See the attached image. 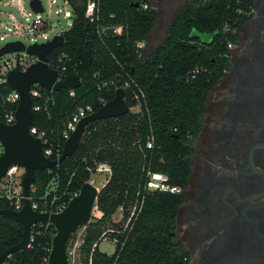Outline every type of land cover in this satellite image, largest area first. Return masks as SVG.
Instances as JSON below:
<instances>
[{
  "label": "trees",
  "instance_id": "trees-1",
  "mask_svg": "<svg viewBox=\"0 0 264 264\" xmlns=\"http://www.w3.org/2000/svg\"><path fill=\"white\" fill-rule=\"evenodd\" d=\"M66 1L71 23L62 32V45L47 54V62L51 66L59 52L67 53V74L78 75L79 84L72 89H42L52 101L46 109L32 112L31 124L45 128L55 139L77 107L91 105L96 111L101 106L98 99H112L118 87L124 89L129 107L136 104L132 89L140 88L144 97L139 98V112L90 122L70 157L34 171L36 192L30 194H42L53 178L59 180L60 191L81 187L89 175L83 159L89 165L92 160L104 161L111 173L96 197L95 208L101 215L84 225L81 264H176L185 252L172 242L170 233L183 195L146 190V171L165 174L170 185H186L190 173L187 137L198 129L208 92L226 63L228 43L244 21L251 0H188L174 11L163 39L149 52L146 46L137 50L136 42L147 44L156 23L152 0H96L92 18L85 15L88 0ZM107 26L121 30L103 34L100 30ZM191 28L217 33L209 44L198 47L199 39L188 35ZM10 91L7 83L0 84L2 122L9 110L16 109L17 103L5 99ZM37 103L42 105L34 99ZM148 138L153 140L151 148L145 146ZM11 206L10 200L0 198L1 208ZM119 206L123 219L115 223L111 216ZM128 206L135 207L132 216ZM106 221H111L109 233L118 240L111 254L98 249ZM22 230L21 224L0 214V252L19 242ZM49 230L55 232L53 224L34 237L31 247L12 252L4 264H39L51 247Z\"/></svg>",
  "mask_w": 264,
  "mask_h": 264
},
{
  "label": "flooded vegetation",
  "instance_id": "flooded-vegetation-1",
  "mask_svg": "<svg viewBox=\"0 0 264 264\" xmlns=\"http://www.w3.org/2000/svg\"><path fill=\"white\" fill-rule=\"evenodd\" d=\"M187 138L190 173L170 233L185 252L176 264H264V0H251Z\"/></svg>",
  "mask_w": 264,
  "mask_h": 264
},
{
  "label": "water",
  "instance_id": "water-1",
  "mask_svg": "<svg viewBox=\"0 0 264 264\" xmlns=\"http://www.w3.org/2000/svg\"><path fill=\"white\" fill-rule=\"evenodd\" d=\"M28 5L34 13L43 12L40 0H29ZM134 5L138 6L139 3L135 2ZM113 33L114 29L112 27L105 29L106 35ZM216 33L217 30L208 33L191 28L188 35L191 38H198L203 43H208ZM63 40V34L57 33L44 42H33L25 45L21 40H12L0 46V56L6 53L24 51L37 57L36 62L24 71L11 69L6 73V82L18 92L19 100L15 109L14 122L6 124L0 121V143L3 148L0 154V178L10 165L18 164L22 166L24 174L21 183L24 199L19 210L0 207V214L8 216L23 227L20 241L0 252V264L12 252L26 248L30 240L32 224L43 220L50 221L56 228L46 264H67L65 244L68 236L89 221L98 191L90 183L85 182L80 187L79 193L69 200L62 211L58 213L36 212L31 208L28 198L29 187L34 180V171L36 169H49L53 165L59 164L63 159L70 157L79 145L85 127L90 122L102 118L121 116L129 111L124 97V89L118 87L112 99L78 121L75 129L65 140L61 153L57 158L50 159L44 156L39 139L32 136L28 131L32 121L33 107L29 90L33 83H38L47 90L70 89L78 86V75L68 74L62 80L56 81L57 71L47 66V54L53 48L61 46Z\"/></svg>",
  "mask_w": 264,
  "mask_h": 264
},
{
  "label": "built area",
  "instance_id": "built-area-1",
  "mask_svg": "<svg viewBox=\"0 0 264 264\" xmlns=\"http://www.w3.org/2000/svg\"><path fill=\"white\" fill-rule=\"evenodd\" d=\"M63 1L69 7L67 1L66 0ZM0 3L3 6H11L17 8L19 14L23 16L24 19L26 20V23L23 24L19 22L11 12L0 11V41L10 36H19L22 38L37 36L43 39H46L48 37V22H49L48 17L45 18L41 15L45 11L44 8L42 13H34L33 11L27 13L24 11V7H23L24 0H4L1 1ZM142 7L146 8L147 2H144L142 4ZM96 10H97V1L88 0L85 7V15L89 18H92ZM32 14L34 16H32ZM70 15H71L70 8L64 10L63 12L64 17H70ZM8 23L11 24L12 28L8 26ZM108 27H112L114 29V33H119L121 30L120 26H107L101 28L100 31L103 34H105V29ZM66 29L60 30L59 33L62 34V32ZM22 42L24 43V41ZM4 43L0 44V46H2ZM24 44L28 45V43H24ZM145 46H146L145 41L136 42L137 50H142ZM0 58H2V62L0 64V84L7 83L6 73L9 70L16 69L19 71H24L28 66H30L32 63L36 62L37 60L36 56L29 55L24 51L6 53L0 56ZM69 60H70V56L67 53L59 52L53 58L51 62V66H49L47 62V66L49 68L55 69L57 71L56 81L62 80L66 75H68L66 64ZM125 86H129V84L125 83ZM42 89L45 88L40 86L38 83H33L30 86L29 91L33 100L32 112L39 111L42 108L46 109V104L49 101H52L51 96L44 94ZM132 94L136 99V104L132 107L128 106L129 111L139 112L140 111L139 98L144 97V93L140 88H137V90L132 89ZM69 95L71 96L73 95L72 90L69 92ZM5 99L9 102L17 103L19 100V94L17 91L11 88V91L6 95ZM34 99L41 100L42 105L40 103L34 104ZM98 102L102 106L106 102V100L104 97H100L98 99ZM93 111L94 110L91 105L77 107L71 113L67 121L64 123V127L62 128L61 132L55 139H53V136H51V134H49L45 128L36 125L31 124L28 128V131L32 136L39 139L44 156L50 159H55L60 155L63 147V145L62 146L60 145L59 140L65 142V140L70 136L71 132L75 129L78 121L81 118L92 113ZM14 114H15V109L9 110L5 114L4 123L6 124L13 123L15 119ZM152 144H153L152 138H148L145 141L146 148H151ZM2 151L3 148H2V144L0 143V154L2 153ZM83 162L86 165L85 169L89 173L86 182L94 186L96 190L99 192V190L103 187L105 182L109 179L111 173L109 164L104 161L92 160V164L89 165L88 160L86 158L83 159ZM23 174H24V168L22 166L18 164H12L7 168L4 175L0 178V198L5 197L8 200H10V203L12 205L10 208H12L13 210H19L23 205L24 195L22 192V183H21ZM146 175H147V180L144 186L146 190L149 191L160 190V191H170V192H179L180 190L179 186L170 185L168 183V178L165 174L151 172L150 170H147ZM97 176H100L102 179L100 181H97V179H95V177ZM58 186H59V180L57 178H53L46 184L42 194L32 197L30 192L35 193L36 188L33 187L31 184V186L29 187V197H28L31 208L34 211L40 213H58L66 207L69 200L74 196H76L80 190V187L78 188L66 187L65 189L60 191L58 190ZM134 210L135 207L131 209L129 216H132ZM100 215L101 212L99 216ZM115 215H117V218H114ZM122 219H123V207L119 206L112 214L111 220L117 223L120 222ZM49 224L52 223L46 220L37 221L33 223L31 226L30 240L26 247L28 248L31 247L32 246L31 242L33 241L34 237L36 235H39L42 229L47 230ZM111 231H112L111 229L104 231V233L101 234L100 239H108L115 245L118 240L116 237L110 235L109 232ZM55 234H56V228H55V232L53 230H49V236L51 238H53ZM48 255L43 257L39 264H46L48 260ZM2 264H4V262Z\"/></svg>",
  "mask_w": 264,
  "mask_h": 264
},
{
  "label": "rangeland",
  "instance_id": "rangeland-1",
  "mask_svg": "<svg viewBox=\"0 0 264 264\" xmlns=\"http://www.w3.org/2000/svg\"><path fill=\"white\" fill-rule=\"evenodd\" d=\"M4 1V0H0ZM44 12L41 14L43 17H48V37L46 39H43L41 37L37 36H31L22 38L19 36H10L2 41H0V44L6 42V41H12V40H22L24 43L31 44L33 42H44L48 39H51L55 34L59 33L60 30L66 29L70 23L71 18L70 17H64L63 12L64 10L69 9V7L64 3L63 0H40ZM183 2V0H179L176 3L173 4L171 9H168L166 11H161L160 7H158L155 4V0H152V4L154 7H156L158 16L157 21L152 29V32L150 34V37L148 39V43L146 44L145 51L149 52L154 46H156L164 37L166 26L168 25L174 10ZM29 0H24L23 7L24 11L29 13L32 10L29 8ZM0 11L1 12H11L19 22L25 24L26 20L23 16L19 14V11L15 7L11 6H3L0 3ZM32 16H34L32 14ZM8 26L12 28L11 24L8 23ZM2 62V58H0V64ZM97 181H100L102 178L100 176L95 177ZM129 211H131V207L128 206ZM100 212L93 208L91 212V216L89 221L94 220L99 216ZM114 218H117V215L114 216ZM111 222V221H110ZM110 222H105L101 228V234L106 231L110 230L112 227ZM85 230L84 226L78 227L73 233H71L69 239H67L65 248L67 252V264H81V244L83 242ZM98 249L101 252H104L106 254H111L114 250V244L109 241L108 239H101L98 243Z\"/></svg>",
  "mask_w": 264,
  "mask_h": 264
}]
</instances>
